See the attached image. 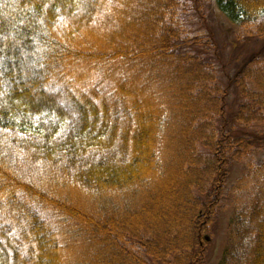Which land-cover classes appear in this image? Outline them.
<instances>
[{
    "label": "trees",
    "instance_id": "trees-1",
    "mask_svg": "<svg viewBox=\"0 0 264 264\" xmlns=\"http://www.w3.org/2000/svg\"><path fill=\"white\" fill-rule=\"evenodd\" d=\"M214 2L264 42V0ZM189 3L0 0V264H69L57 215L95 249L90 264H205L230 169L251 178L260 152L263 186L233 209L221 264H264V60L246 59L225 88L186 25ZM36 166L76 200L46 191ZM144 184L139 209L85 203Z\"/></svg>",
    "mask_w": 264,
    "mask_h": 264
},
{
    "label": "rangeland",
    "instance_id": "rangeland-1",
    "mask_svg": "<svg viewBox=\"0 0 264 264\" xmlns=\"http://www.w3.org/2000/svg\"><path fill=\"white\" fill-rule=\"evenodd\" d=\"M189 8L190 13L186 18V25L190 28L193 37L198 36L208 43L211 56L215 59L220 82L225 88L230 85L231 79L239 72L246 59L254 56L264 60V42L243 38V28L229 22L218 10L214 0H190ZM228 95V113L231 114L235 111L234 104L237 103L238 95L235 90L228 91ZM172 124L173 121L170 119L168 126L171 127ZM236 127L238 131H241L238 125ZM179 155L180 153L175 149L166 148L160 160L165 165H173ZM262 159L261 152L255 155L256 173L245 180L242 179L244 163L232 165L225 188L224 204L212 238L208 240L209 254L205 264H221L228 244L229 222L233 209L246 208L260 193L263 184L258 170ZM46 171L41 166L34 167L32 173L37 183H40L51 194L61 196L66 200H76L78 194L71 183ZM152 190L150 184H144L121 193H111L106 197L93 195L95 197L87 198L85 203L96 209H102L104 213H125L139 209ZM54 220L60 230V241L68 257V263L90 264L95 249L91 246L87 248L81 237L82 230L67 217L57 215Z\"/></svg>",
    "mask_w": 264,
    "mask_h": 264
}]
</instances>
